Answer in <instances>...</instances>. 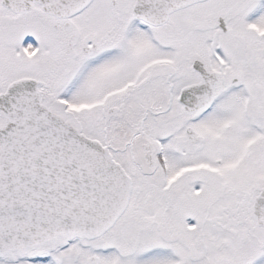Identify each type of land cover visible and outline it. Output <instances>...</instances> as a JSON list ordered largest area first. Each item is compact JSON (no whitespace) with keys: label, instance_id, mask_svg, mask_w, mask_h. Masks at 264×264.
I'll list each match as a JSON object with an SVG mask.
<instances>
[{"label":"snow or ice","instance_id":"1","mask_svg":"<svg viewBox=\"0 0 264 264\" xmlns=\"http://www.w3.org/2000/svg\"><path fill=\"white\" fill-rule=\"evenodd\" d=\"M0 264H264V0H0Z\"/></svg>","mask_w":264,"mask_h":264}]
</instances>
